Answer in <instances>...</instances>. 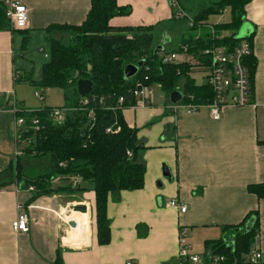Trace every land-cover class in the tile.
<instances>
[{
  "label": "crops",
  "instance_id": "1",
  "mask_svg": "<svg viewBox=\"0 0 264 264\" xmlns=\"http://www.w3.org/2000/svg\"><path fill=\"white\" fill-rule=\"evenodd\" d=\"M19 1L28 9L26 27L0 30V93L7 96L0 102L9 100V107L0 109V182L6 183L0 189V264H54L58 253L62 264H190L177 257L180 239L190 255L201 257L205 241L222 237V225L244 221L255 226L251 250L261 253L264 264V199L247 191L248 184L264 183V0L245 6L256 59L252 105L226 106L214 120L206 106L193 114L174 113L165 107L167 97L155 94L151 106L123 110L145 146L144 186L121 191L119 199L109 194L110 241L102 245L96 238L92 190L34 196L17 182V133L10 109L11 99L17 103L14 78L22 74L23 62L30 59L31 73L37 68L34 77L30 73L33 81L42 79L53 36L47 27L81 23L89 0ZM116 2L131 10L110 18L115 27L152 25L156 31L173 14L169 0ZM170 199L185 204L186 211L168 205ZM78 203L87 206L86 213L68 210ZM18 212L28 215L27 232L12 230ZM73 214L78 227L66 223ZM140 224L147 227L144 236L137 232Z\"/></svg>",
  "mask_w": 264,
  "mask_h": 264
},
{
  "label": "trees",
  "instance_id": "2",
  "mask_svg": "<svg viewBox=\"0 0 264 264\" xmlns=\"http://www.w3.org/2000/svg\"><path fill=\"white\" fill-rule=\"evenodd\" d=\"M249 1L218 0L201 9L192 17L193 26L188 28V31L196 30V33L183 35L176 52L180 53L185 47L187 53L207 64L208 57L202 53L207 47L225 43L236 45L241 40H246L252 46L253 31L243 39L236 37L237 31L246 22L245 6ZM224 6L231 9L229 23L214 25L206 21L209 14L222 11ZM130 10L127 5H118L116 0H89L88 11L81 23L47 27L49 32H66L68 40L63 42L50 37V56L43 65L42 79L33 81L29 72L14 78L15 83L62 89L64 107L73 108L57 121L49 116L53 108L51 106L44 105L30 113L17 112L27 120L31 116L39 119L37 130L21 127L17 131V142L22 139L28 141L24 148H18L17 182L24 189L33 186L34 196L92 190L95 196L96 238L101 245L110 241V221L106 212L109 194L119 199L121 191L138 190L144 186L146 165L141 152L145 146L137 139V128L128 126L123 117V110L134 102L130 92L132 88L137 84L158 85L167 99L170 92L178 90L184 96L191 94V102L201 104L210 101L212 95L207 83L196 84L190 76L189 62H161L159 53L156 54L152 48L154 26L115 27L109 24L110 18L127 15ZM208 25L213 26L215 35L227 28L233 33L230 36L215 37L211 35ZM10 26L0 2V30ZM140 60H143V64L136 74L125 78L124 67ZM244 63L248 67L252 92L256 69L254 55L247 56ZM78 79H89L92 82V89L85 98L79 97L77 93ZM179 80H182L181 88L177 87ZM121 96L124 97L121 106L111 105L112 101ZM0 97L7 96L0 93ZM101 98L103 99L100 100ZM183 99L188 100L186 97ZM84 100L87 103L83 104ZM8 102V99L0 102V109L8 108ZM90 111L92 114L89 116ZM109 126L117 131L105 132ZM21 151L49 156L50 171L35 176L19 173ZM128 151L131 155H128ZM73 176L81 177L76 187L68 183ZM56 177H59V182L53 183L52 180ZM4 185L5 182H0V189ZM247 191L257 199H264V183L248 184ZM136 228L140 236L147 233V227L143 224ZM221 228L222 237L204 242L205 252L201 256L204 264H252L248 260L255 235V226L251 225V221L222 225ZM214 256L223 259L213 263L211 257ZM54 264H62L59 253Z\"/></svg>",
  "mask_w": 264,
  "mask_h": 264
},
{
  "label": "built area",
  "instance_id": "3",
  "mask_svg": "<svg viewBox=\"0 0 264 264\" xmlns=\"http://www.w3.org/2000/svg\"><path fill=\"white\" fill-rule=\"evenodd\" d=\"M1 4L4 6L5 16L10 22V25L17 29H23L27 24L28 9L27 7L20 2L19 0H0ZM169 3L172 8L175 9L174 17L176 19L186 18L188 21V27L193 26L192 17L186 15L184 9L182 8L179 0H169ZM210 33L212 36L221 37L222 34L215 35V30L212 25H208ZM159 58L162 63H172L178 62H189V60H183L182 54L187 53L186 48L183 47V50L179 52H159ZM208 57V63L203 64L201 61L196 63V67H201L207 69L205 83L211 89L212 95L210 101L207 103H194L191 102L193 96L182 94V98L175 104L170 103L169 101L165 105L170 111L177 113L182 111L185 114H193L200 107L206 106L209 111L210 118L217 120L220 118L221 111L226 106H247L252 105V92L250 91V78L248 67L244 63V59L253 54L252 46L246 41L241 40L236 45H230L229 43L215 45L212 47H207L202 51ZM131 96L133 98L134 107L142 106H151L155 100L154 88L150 85H141L137 84L136 87L132 88ZM34 96L39 101H44V95L41 91L35 90ZM183 97L188 98L183 99ZM85 98V97H84ZM101 98L100 100H102ZM124 102V97L121 96L115 101H112L111 105L121 106ZM13 104L10 109L14 115V128L17 133L18 129L21 127H31L33 130H37L39 127V119L36 116H31L26 119L25 116L18 115L17 112H32L31 109H25L23 107H17V103L13 99ZM87 103V100L83 101V104ZM112 107V106H111ZM131 107V106H130ZM109 108V107H108ZM73 110L72 107H53L49 116L54 120H60L63 118L65 112H70ZM92 114V111L89 112V116ZM112 126H109L105 129V132L111 133L115 132ZM128 155L131 153L128 151ZM81 181L80 176H73L68 180V183L72 187H76ZM53 183L59 182V177H56L52 180ZM30 191L34 190L33 186L28 188ZM168 205L174 206L184 212L187 209V206L177 199H170ZM87 207V206H86ZM71 211L72 209H68ZM71 213V212H70ZM70 215V214H69ZM72 219L66 218V223ZM74 221V220H73ZM76 226L78 223L75 221ZM12 230L15 232H27L29 230V218L25 212H18L17 216L11 223ZM177 257L180 261H186L190 264H204L203 258L198 255H190L188 253V246L183 239L179 240V250ZM212 262L216 263L218 260H222V257L214 256L211 257ZM248 260L252 264H262L261 263V253L256 250H251ZM124 264H133L132 260L126 261Z\"/></svg>",
  "mask_w": 264,
  "mask_h": 264
},
{
  "label": "rangeland",
  "instance_id": "4",
  "mask_svg": "<svg viewBox=\"0 0 264 264\" xmlns=\"http://www.w3.org/2000/svg\"><path fill=\"white\" fill-rule=\"evenodd\" d=\"M217 1L218 0H180V2L182 3V8L184 9L186 15L189 17H193L201 9L210 6V4L211 5L215 4ZM172 9H173L172 17H170V19L161 29L153 31L152 33L153 34L152 48L154 50L166 38L165 43H163L162 50L160 52H166V53L176 52V48L183 35H187L189 32H192V34L196 33V30L188 31L189 27H188L187 19L186 18L176 19L174 17L175 9L174 8ZM206 21L214 25L229 23L231 21L230 7L224 6L222 11L209 14ZM52 33L55 39H61L63 42H67L68 35L66 34V32L53 30ZM232 33L233 32L231 31L230 28L222 29L220 31V34H222L223 36H230ZM38 54H40L41 57H43V53L38 52ZM180 57H182L183 60L185 59L189 60L188 64L191 65L189 74L195 80V82L197 84L204 83L206 80L205 76L207 74V69L195 66L196 63H199V60H197V58L194 57L191 53H183L182 56ZM29 60L27 64L23 62L24 65L20 71L23 72L26 71L31 73L30 71L32 64L31 61ZM177 61L179 62L180 60ZM36 70L37 68L35 67L34 72L31 73L32 77L36 75ZM39 77H41L40 72H39ZM16 86L18 87V88L16 87L18 98H15V95L14 98L16 99L17 107L19 108L27 107L30 108L31 110H35L41 108L44 105L51 107H60V108H64L65 106L63 90L60 88L45 89L40 86L33 87L31 84L23 83V82L17 83ZM179 87L181 88V84L179 85ZM153 88L155 91L154 94H156L157 96L167 97V95L162 93L158 85H153ZM35 90L41 91V93L45 97L44 101L41 102L34 96ZM10 101L13 102V99H11ZM17 144L19 149L24 148L28 144V141H24L22 139L20 142H17ZM19 157H20L19 173H24V175H29V176H35L37 174H44L50 171L51 160L50 157L47 155L39 156V155L25 153V151H21Z\"/></svg>",
  "mask_w": 264,
  "mask_h": 264
},
{
  "label": "water",
  "instance_id": "5",
  "mask_svg": "<svg viewBox=\"0 0 264 264\" xmlns=\"http://www.w3.org/2000/svg\"><path fill=\"white\" fill-rule=\"evenodd\" d=\"M252 31H253L252 26L247 22H243V24L241 25V27L237 31L236 37L243 39L246 36L250 35L252 33ZM165 40H166V38L155 48L154 52L156 54L162 50V46H163V43H165ZM142 64H143V60L138 61L136 64H127L124 67L125 78H130L133 75H135L136 72L138 71L139 66H141ZM76 89H77V93H78L79 97H81V98L86 97V95L89 94L91 89H92L91 80H89V79H78L76 82ZM181 98H182L181 92L178 90H174V91L170 92V94L168 96V101L172 104H175L178 101H180ZM70 208L73 211H77V212H82V213L87 212L86 205L81 204V203L71 205ZM69 225L72 227H75L76 223H75V221L71 220V221H69Z\"/></svg>",
  "mask_w": 264,
  "mask_h": 264
},
{
  "label": "bare ground",
  "instance_id": "6",
  "mask_svg": "<svg viewBox=\"0 0 264 264\" xmlns=\"http://www.w3.org/2000/svg\"><path fill=\"white\" fill-rule=\"evenodd\" d=\"M77 212V211H75ZM82 213V212H81ZM86 213V212H85ZM73 216V219L76 220L77 219V216L75 214L72 215Z\"/></svg>",
  "mask_w": 264,
  "mask_h": 264
}]
</instances>
